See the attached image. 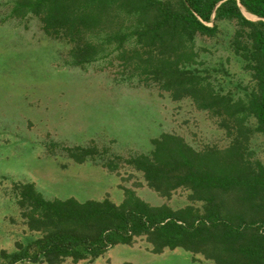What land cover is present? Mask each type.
Returning <instances> with one entry per match:
<instances>
[{"label": "trees", "instance_id": "16d2710c", "mask_svg": "<svg viewBox=\"0 0 264 264\" xmlns=\"http://www.w3.org/2000/svg\"><path fill=\"white\" fill-rule=\"evenodd\" d=\"M10 8L18 17H38L47 34L72 43L74 65L111 56L138 84L156 85L175 100L188 97L218 118L230 142L196 149L162 132L148 153L125 160L160 196L186 189L189 203L179 208L153 205L123 186L114 202L47 199L32 183L17 184L21 215L39 234L25 247L2 251L7 264L93 261L137 238L153 253L180 248L205 264H264V162L249 146L253 133L264 138V0H11ZM220 20L237 25L230 47L253 82L243 96L216 90L192 67L195 36H216ZM65 150L76 161L94 151ZM107 167L116 164L110 160Z\"/></svg>", "mask_w": 264, "mask_h": 264}, {"label": "rangeland", "instance_id": "374dc122", "mask_svg": "<svg viewBox=\"0 0 264 264\" xmlns=\"http://www.w3.org/2000/svg\"><path fill=\"white\" fill-rule=\"evenodd\" d=\"M10 2L0 0V264L8 261L2 251L25 247L39 234L28 229L21 215L17 184L32 183L47 199L108 197L119 202L123 186L153 205H187L186 189L160 196L125 160L148 153L152 139L162 132L178 134L196 149L224 147L230 137L218 118L195 108L188 97L175 100L156 85L138 84L111 56L74 65L72 43L47 34L36 16L13 15ZM216 22V36H195L197 64L192 67L208 75L216 90L243 96L253 82L230 47L237 25L233 20ZM75 146L91 148L93 155L76 161L65 150ZM249 146L264 162V138L253 133ZM110 160L116 164L112 170L107 167ZM150 248L137 238L130 245L109 248L93 261L60 264L206 263L180 248L160 253ZM13 264L47 263L23 259Z\"/></svg>", "mask_w": 264, "mask_h": 264}]
</instances>
